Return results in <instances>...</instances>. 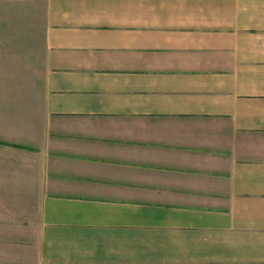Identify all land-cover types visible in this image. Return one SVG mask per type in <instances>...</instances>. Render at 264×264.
I'll list each match as a JSON object with an SVG mask.
<instances>
[{
  "label": "crops",
  "instance_id": "1",
  "mask_svg": "<svg viewBox=\"0 0 264 264\" xmlns=\"http://www.w3.org/2000/svg\"><path fill=\"white\" fill-rule=\"evenodd\" d=\"M0 264H264V0H0Z\"/></svg>",
  "mask_w": 264,
  "mask_h": 264
}]
</instances>
